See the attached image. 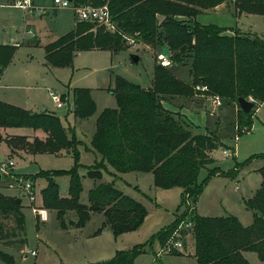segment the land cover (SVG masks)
<instances>
[{
	"label": "trees",
	"instance_id": "16d2710c",
	"mask_svg": "<svg viewBox=\"0 0 264 264\" xmlns=\"http://www.w3.org/2000/svg\"><path fill=\"white\" fill-rule=\"evenodd\" d=\"M104 1L72 0L76 5L94 6L102 5ZM223 2L232 5L235 17L243 13L264 17V0H110L108 7L113 32L98 23L77 21L71 30L46 44L44 51L47 64L65 67L71 65L78 51L105 49L116 53L128 46L131 39L150 46L153 55L166 54L172 64H187L190 82L155 61L151 84L147 88L114 75L113 86L108 90L117 104L115 108L103 109L95 119L90 149L98 153L100 159L86 167V175L99 180L102 169L108 165L117 177L131 171L151 172L156 187H180L179 205L184 209L175 214L171 224L155 234L160 246L166 245L179 224L190 223L187 230L194 240L193 257L197 264H251L244 251H253L259 260L264 261V164L260 169V187L246 201V207L253 214L250 225L243 226L231 214L221 217L199 215L195 211L196 200L209 177L215 174L234 177L238 168L233 169L235 172H221L218 165H213L207 176L199 181L200 169L215 160L209 153L223 143L214 135L193 132L177 118L176 113L162 104L168 101L166 95L215 94L227 103L236 104L240 122L248 130L251 127L255 108L264 101V35L236 28L231 29L232 34H226L228 28L192 19L200 9H211ZM180 16L191 17L194 21L190 23ZM15 51V46L0 44V77ZM197 85L206 86V90L197 91ZM72 94V112L76 119H85L96 112L89 88L74 87ZM239 97L252 98L253 107L249 112L244 113L239 108ZM8 127H27L45 134L43 138L34 136L29 139L24 135L3 138L0 133V143L5 142L12 151L69 153L73 157V167L48 170L51 175L42 176L47 181L41 190L43 205L56 212L62 227H66L63 216L67 211L75 212L76 221L71 222L76 227L85 224L90 212L102 213L103 226L108 225L114 235L135 230L142 224L146 208L124 195L112 182L96 183L89 191L88 205L79 201L82 186L77 169L82 142L57 115L45 111L33 113L0 101V128ZM251 156L264 160V153ZM44 172L40 170L37 175L28 177L33 180ZM59 173L68 175L66 197L59 195L53 179ZM16 199L0 194V239L4 240L5 246L20 250L26 244L25 216ZM191 207H194L192 215ZM10 216L14 223L11 228L4 221ZM18 233L21 234L18 245L13 246ZM143 248L135 246L130 250H118L110 260L91 264H132ZM0 260L13 263V257L1 249Z\"/></svg>",
	"mask_w": 264,
	"mask_h": 264
},
{
	"label": "rangeland",
	"instance_id": "374dc122",
	"mask_svg": "<svg viewBox=\"0 0 264 264\" xmlns=\"http://www.w3.org/2000/svg\"><path fill=\"white\" fill-rule=\"evenodd\" d=\"M14 1L0 0V44L8 43L11 38L17 41L25 39L23 44L18 46L13 62L7 67V75L10 71L17 74L25 72L32 74L28 79V85L33 88L23 93L29 95V102L34 109L26 110L33 113L48 110L55 113L64 124L68 122L73 124V117L68 107L57 108L49 93L53 90L60 93L62 88L66 91L64 87L67 86L89 88L96 104V112L89 118L80 120L75 126L77 138L82 142L79 146L80 156L77 169L82 186L79 201L88 205L89 191L97 182H112L124 195L140 202L146 208L147 214L137 229L119 235H114L108 225L103 226V215L97 212H90L85 224L76 227L71 222L76 221L75 212L67 211L63 216L66 227H62L56 212L43 205L41 190L46 187L47 181L42 176L51 175L50 171L47 172L48 170H67L73 167V157L43 154L38 156L36 161H32V155L27 154L25 158H19L16 156V151H12L2 141L0 159L12 160L15 164L9 176L2 175L0 178V194L21 199L19 203L25 216L26 244L20 251L14 247L5 246L4 240L0 239V249L13 257L12 264H91L110 260L116 251L130 250L135 246H143L144 251L135 257L132 264H197L192 257L182 256L191 252L194 241L191 232L184 226L176 234L173 232L168 239V241L177 239L183 244L178 249L171 246L172 252L161 249L162 246L154 238L155 234L173 222L176 213L184 209L182 205H179L180 187L168 189L156 187L153 184L151 172L131 171L120 173L121 176L117 177L112 174L113 170L108 165L102 169L99 180L86 175V167L100 159L98 153L90 150L95 119L103 109L115 108L117 104L114 95L108 90L113 86V76L118 75L143 88L149 87L153 77L154 63L157 62L153 49L129 39L128 46L116 53L105 49L85 50L76 53L70 66L48 67L45 65L43 45L69 31L77 19L75 11L72 8L54 10L52 0H35L33 4L41 7V14L36 13L35 10L26 12L15 6ZM206 10L208 9H200V13L192 19L198 21L197 17L201 16L199 19L201 22L198 21L200 23L221 24L212 19V16H207ZM184 20L190 23L194 21L188 16ZM241 23L243 31L264 35V18L261 15L244 16ZM25 29L28 30L27 33H24ZM105 29L113 32V22L110 21L109 25H105ZM225 33L230 34L231 32L226 30ZM31 34L38 36L41 40L39 45L31 42L35 40ZM132 55H136L138 60L133 61ZM167 68L172 70L177 77L187 82L191 81L187 73V64H171ZM70 94L72 98L70 103L73 106L72 91ZM66 95L67 92L62 93V99L66 98ZM212 95L215 94H196L191 97L166 95V99L174 106L166 104V100L162 104L176 113L177 118L190 126L193 132L214 135L223 143L209 153L215 160L200 169L199 181L207 176V171L213 168V165H218L221 172L238 168L234 177L221 174L209 177L197 197L196 213L211 217L231 214L243 226H247L253 222V214L246 207V201L260 187V169L264 164L261 157L251 155L264 153V129L256 126L251 133L246 134L248 129L240 122L237 105L227 103L219 97L220 105L215 106L207 99ZM249 99L253 101L251 97ZM14 131L18 134H29L32 129L20 127ZM0 133L3 138L15 136L11 133L5 134L4 128H0ZM225 150L228 155L224 153ZM238 163L242 165H237ZM18 170H22L24 174H20L25 177L29 175L33 177L40 170L46 171L36 179L30 178L34 182V201H30L22 194L21 196L17 190L8 188L7 184L12 176L19 173ZM53 179L58 185L59 195L68 196V175L59 173L54 175ZM33 207H41L47 211V214L50 210L47 220H39L32 210ZM192 208L194 207H191L190 215L194 210ZM4 221L8 227L14 226L12 216ZM95 231L97 232L94 234ZM20 237L21 234L18 233L17 240L14 242L16 244L13 246L18 245ZM30 251H34L35 254H31ZM245 257L251 264H264V261L259 260L253 251H246ZM0 264L8 263L0 260Z\"/></svg>",
	"mask_w": 264,
	"mask_h": 264
},
{
	"label": "crops",
	"instance_id": "0c3cea01",
	"mask_svg": "<svg viewBox=\"0 0 264 264\" xmlns=\"http://www.w3.org/2000/svg\"><path fill=\"white\" fill-rule=\"evenodd\" d=\"M33 2H35V0H32V3ZM54 6V5H53ZM56 8V7H55ZM54 8V10H57L58 8H56L55 9ZM233 7H232V5L229 3V2H223V3H221V4H219V5H217V6H215L214 8H211V9H208V10H206V12L208 13L207 14V16H212L211 18L212 19H214L216 22H218V23H221V24H216V23H214V24H216V25H218V26H221V27H225V28H228L229 30H227V31H230L231 33L230 34H232L233 33V31L231 30L232 28L234 29V28H236V29H238V30H240V31H242V32H247V31H243L242 30V23H241V20H242V18L244 17V16H249V15H251V14H245V13H243V14H240V15H238V17H235L234 15H233V12H232V9ZM26 12H28V11H26ZM25 15H28V14H26L25 13ZM200 17L201 16H199V17H197V20L198 21H200L199 19H200ZM264 18V17H263ZM78 20H75L74 22H73V24H72V26H71V28H73V26H74V24L77 22ZM201 22V21H200ZM203 23V22H202ZM204 24H207V23H204ZM71 28L69 29V30H71ZM27 29H25V32L24 33H27ZM248 32H251V31H248ZM252 33V32H251ZM64 34V33H63ZM62 34V35H63ZM61 35V36H62ZM31 37L34 39L35 38V40L34 41H31V42H34V44H36V45H39L40 43H41V40L38 38V36H34V35H32L31 34ZM57 39V38H56ZM24 40L25 39H23L22 38V41H17V40H14V39H10V41L8 42V43H4V44H10V45H12V46H15L16 47V50H17V48H18V46H20L21 44H23V42H24ZM54 41V40H53ZM18 44V45H15V44ZM50 43V42H49ZM46 44H48V43H45L44 45H43V47L46 45ZM97 50H99V49H97ZM83 51H85V50H83ZM78 52H81V51H78ZM78 52H76V53H78ZM15 53H16V51H15ZM76 55V54H75ZM74 55V56H75ZM14 56H15V54H14ZM44 58H45V51H44ZM13 59H14V57H13ZM13 59H12V61L10 62V64L13 62ZM45 62H46V60H45ZM10 64L8 65V66H10ZM45 65H47L48 67L49 66H51V65H49V64H47V63H45ZM7 66V67H8ZM5 68L4 69V71H3V73H2V75H1V77H0V101L1 102H5V103H9V104H12V105H16V106H18V107H21V108H23V109H30V110H32V109H34L33 108V106H31V104H30V102H29V95H25L23 92L24 91H27L28 89H31V88H33V87H30L29 85H28V79L32 76V74H29L28 72H25V73H23V74H17V73H12L11 71L10 72H8V75H7V69L8 68ZM51 67H53V66H51ZM114 77V76H113ZM3 82V83H2ZM65 88V90L66 91H64L63 90V88H62V90L60 91V93H57V94H59V95H62V93H66L67 92V95H66V98H64V99H61L62 100V106H60V107H57V108H63V107H68V110H70L71 111V116L73 117L72 118V122H73V124H71V122H68V124H64L63 122H62V120H61V122H62V124L65 126V127H71L73 130H74V133H75V135H76V131H75V126L77 125V122H79L80 120H83V119H76L74 116H73V112H72V108H73V106H72V103H70V100L72 101V98H71V94H70V92L72 91V89L73 88H71V87H69V86H67V87H64ZM51 92H57V91H51ZM69 92V93H68ZM49 93H50V91H49ZM166 102V104H168L169 106H174V104L172 105V104H170V102L169 101H165ZM169 102V103H168ZM55 103V102H54ZM263 110H264V101L263 102H261L260 104H258L257 106H256V108H255V111H254V114H253V118H252V124H251V127L249 128V130L248 131H246L245 133L246 134H248V133H251V131L253 130V129H255V127L257 126V127H259V129L260 128H263L264 129V112H263ZM41 111H44V110H40L39 112H41ZM45 112H50V111H48V110H45ZM50 113H53V112H50ZM53 114H55V113H53ZM56 115V114H55ZM89 118V117H88ZM254 120L256 121L255 123H254ZM257 120H258V122H257ZM18 128H20V127H8V128H4V133L5 134H7V133H11V134H13V135H24V136H27L29 139H31L32 137H34V136H38L39 138H43L44 136H45V134H44V132H42V131H39V130H33L32 129V131H31V133H29V134H18L17 132H15L14 130L15 129H18ZM2 130V129H1ZM261 132H263V131H261ZM259 133H260V130H259ZM76 137H77V135H76ZM238 139V137L236 138V140ZM1 144V143H0ZM91 150V149H90ZM8 151H9V148H8ZM16 153V156L17 157H19V158H25V156L27 155V154H30V155H32L33 157H32V161H36L37 159V157L38 156H41V155H43V154H31V153H25L23 150H18V151H16L15 152ZM52 155H54V154H52ZM67 155H70L71 156V154H69V153H66V154H64V155H55V156H67ZM15 164V163H14ZM17 172H19V173H22V174H24L23 173V171L22 170H18ZM121 175H119V177H120ZM98 183V182H97ZM18 193V192H17ZM50 211V210H49ZM49 211H48V217H49ZM104 219V218H103ZM96 233V231L94 232V234ZM193 247H192V250H191V252H187V255L185 254V255H182V256H189L190 258L192 257L194 260H195V258L193 257V252H194V241H193ZM23 250V249H22ZM22 250H20V251H22ZM28 252V251H27ZM26 252V253H27ZM245 253H246V251H244L243 252V254H244V256H245ZM35 254V253H34ZM246 258V257H245ZM247 259V258H246ZM248 260V259H247ZM195 262H196V260H195Z\"/></svg>",
	"mask_w": 264,
	"mask_h": 264
},
{
	"label": "built area",
	"instance_id": "2783aa9c",
	"mask_svg": "<svg viewBox=\"0 0 264 264\" xmlns=\"http://www.w3.org/2000/svg\"><path fill=\"white\" fill-rule=\"evenodd\" d=\"M110 0H105L102 5L94 6L91 4H74L72 0H52L54 7L56 8H72L75 11L76 14V20L83 21V22H94L101 25H109L111 21L110 13H109V7L108 2ZM14 5L21 8L23 11L31 12L32 10H35L36 13L41 14V7L34 6L32 3V0H15ZM15 45H18L17 43ZM157 62L161 64L162 66H170L171 60L170 58L164 54V53H158L156 55ZM199 91L206 90V86L204 85H197L195 87ZM50 95L55 102L57 107L62 106V95H59L55 92H50ZM208 100L211 101V103L215 106L220 105V98L218 95H212L207 97ZM224 153L228 155V152L225 150ZM14 163L12 160H1L0 159V175H8L11 174L10 170L12 169ZM8 188L17 190L18 194H22L24 196H27L30 201H34V182L24 175L18 173L14 176H12V179L7 184ZM21 195V196H22ZM33 212L36 213L39 220L46 221L48 218L47 211L41 207H33ZM184 226L185 228H188L190 226V223H181L178 225L177 229L174 231V234H176L179 229ZM175 237V236H174ZM182 242H180L177 239H172L167 241L166 245H164L161 249L172 252L171 246L174 249H178L179 247H182ZM31 254L34 255V251H30Z\"/></svg>",
	"mask_w": 264,
	"mask_h": 264
},
{
	"label": "water",
	"instance_id": "95a60500",
	"mask_svg": "<svg viewBox=\"0 0 264 264\" xmlns=\"http://www.w3.org/2000/svg\"><path fill=\"white\" fill-rule=\"evenodd\" d=\"M71 1V0H70ZM132 60L133 61H137L138 60V57L136 55H132ZM237 102H238V105H239V108L244 112V113H247L249 112L252 107H253V104L251 102V100H247V99H244V98H241L239 97L237 99ZM0 178H1V175H0ZM16 202L19 203L21 202V199L20 198H17L16 199Z\"/></svg>",
	"mask_w": 264,
	"mask_h": 264
}]
</instances>
